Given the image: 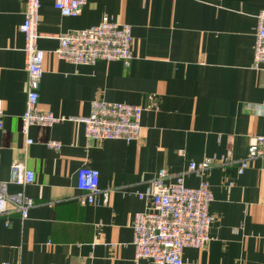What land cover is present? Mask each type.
I'll return each instance as SVG.
<instances>
[{"label":"crops","instance_id":"0c3cea01","mask_svg":"<svg viewBox=\"0 0 264 264\" xmlns=\"http://www.w3.org/2000/svg\"><path fill=\"white\" fill-rule=\"evenodd\" d=\"M264 0H86L75 17L41 0L38 46L45 51L38 108L86 116L91 102L144 108L135 140H89L83 125L66 120L22 132L28 71L20 26L25 5L0 0V181L14 161L36 173L24 190L34 199L28 218L0 216V264H135L132 221L150 201L139 199L164 168L185 173L189 162L228 159L207 173L212 192L209 241L185 247L186 264H264V142L262 154L240 161L255 136H264V67L252 66L258 12ZM131 26L133 58L74 64L60 59L58 36L97 24L102 15ZM57 139L56 150L45 142ZM82 166L99 171L105 205L81 204ZM184 183L195 186L193 173ZM13 193L21 186L9 183ZM155 264V263H145Z\"/></svg>","mask_w":264,"mask_h":264},{"label":"built area","instance_id":"2783aa9c","mask_svg":"<svg viewBox=\"0 0 264 264\" xmlns=\"http://www.w3.org/2000/svg\"><path fill=\"white\" fill-rule=\"evenodd\" d=\"M25 5L24 21L20 30L24 34L23 50L26 55L28 71L27 107L22 114V132L26 143L31 145L34 139L29 136L32 126L52 127L66 121H77L83 125V132L89 140L122 139L135 140L139 136L143 107L125 102H106L94 100L86 116L64 117L48 110L38 108L39 88L44 75L45 51L38 46L41 37L39 31L41 0H20ZM86 0H54V7L63 15L75 17ZM131 26L117 23L108 15H102L100 21L87 28L67 31L58 36L59 45L56 55L74 64H93L96 61H121L125 66L133 58ZM252 66L264 67V8L258 12L253 42ZM264 109V103H263ZM4 112L0 110V128ZM264 136H255L247 147L244 159L240 161L238 171L247 167L249 160L262 154L261 145ZM45 144L60 150L62 142L49 139ZM228 159H203L188 163L185 173L169 176L164 168L159 169L147 182L142 191H136L139 199H148L149 206L135 213L132 221V245L135 264H186L182 258L185 247L202 248L209 241V227L213 216L209 213L212 201L207 173L214 163L225 164ZM193 173L198 178L195 186L184 183V175ZM76 188L81 192L76 199L81 203L105 205L107 191L100 192L99 171L96 168L82 166L77 170ZM36 173L25 162L14 161L11 165L9 181H0V216L19 212L22 219L29 216L34 207V199L24 188L35 183ZM22 187L17 192H9L8 184ZM9 264V263H4Z\"/></svg>","mask_w":264,"mask_h":264}]
</instances>
